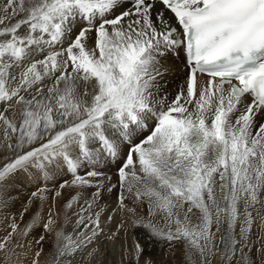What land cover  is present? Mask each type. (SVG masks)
Wrapping results in <instances>:
<instances>
[{
  "label": "snow or ice",
  "instance_id": "snow-or-ice-1",
  "mask_svg": "<svg viewBox=\"0 0 264 264\" xmlns=\"http://www.w3.org/2000/svg\"><path fill=\"white\" fill-rule=\"evenodd\" d=\"M0 222V264H264V0H0Z\"/></svg>",
  "mask_w": 264,
  "mask_h": 264
},
{
  "label": "bare ground",
  "instance_id": "bare-ground-1",
  "mask_svg": "<svg viewBox=\"0 0 264 264\" xmlns=\"http://www.w3.org/2000/svg\"><path fill=\"white\" fill-rule=\"evenodd\" d=\"M176 65H179V69L177 72L174 73V78H173V81L170 83V90L171 91H175V88H176V85L179 84V82L177 81L178 78L184 79V64L181 62L180 59H177L176 60ZM178 77V78H176ZM201 83H203V78H201Z\"/></svg>",
  "mask_w": 264,
  "mask_h": 264
},
{
  "label": "rangeland",
  "instance_id": "rangeland-1",
  "mask_svg": "<svg viewBox=\"0 0 264 264\" xmlns=\"http://www.w3.org/2000/svg\"><path fill=\"white\" fill-rule=\"evenodd\" d=\"M177 81H178L179 83H181V82H182V79L178 78ZM28 190L30 191L31 189H28ZM17 206H19V205H17ZM2 227H3V223L0 222V228H2Z\"/></svg>",
  "mask_w": 264,
  "mask_h": 264
}]
</instances>
